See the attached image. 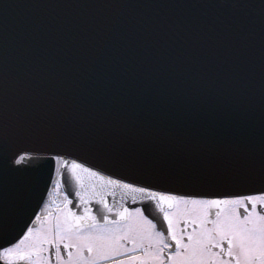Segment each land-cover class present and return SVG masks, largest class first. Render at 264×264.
<instances>
[{"label":"snow or ice","instance_id":"snow-or-ice-1","mask_svg":"<svg viewBox=\"0 0 264 264\" xmlns=\"http://www.w3.org/2000/svg\"><path fill=\"white\" fill-rule=\"evenodd\" d=\"M0 264H264V0L0 8Z\"/></svg>","mask_w":264,"mask_h":264},{"label":"water","instance_id":"water-1","mask_svg":"<svg viewBox=\"0 0 264 264\" xmlns=\"http://www.w3.org/2000/svg\"><path fill=\"white\" fill-rule=\"evenodd\" d=\"M27 3H29V0H0V8H3L5 4L25 5ZM37 15H39V12L36 9L28 7H13L7 12V19L11 26L19 27Z\"/></svg>","mask_w":264,"mask_h":264}]
</instances>
